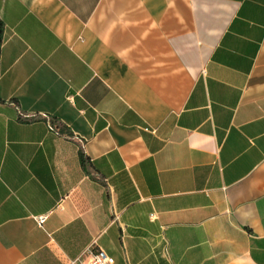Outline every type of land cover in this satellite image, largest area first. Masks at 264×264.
<instances>
[{
	"label": "crops",
	"instance_id": "1",
	"mask_svg": "<svg viewBox=\"0 0 264 264\" xmlns=\"http://www.w3.org/2000/svg\"><path fill=\"white\" fill-rule=\"evenodd\" d=\"M0 27V264H264V0H0Z\"/></svg>",
	"mask_w": 264,
	"mask_h": 264
},
{
	"label": "built area",
	"instance_id": "2",
	"mask_svg": "<svg viewBox=\"0 0 264 264\" xmlns=\"http://www.w3.org/2000/svg\"><path fill=\"white\" fill-rule=\"evenodd\" d=\"M45 217L37 218L36 222L40 226L44 223ZM79 264H114V259L106 254L102 249L89 248L85 254L78 259Z\"/></svg>",
	"mask_w": 264,
	"mask_h": 264
},
{
	"label": "water",
	"instance_id": "3",
	"mask_svg": "<svg viewBox=\"0 0 264 264\" xmlns=\"http://www.w3.org/2000/svg\"><path fill=\"white\" fill-rule=\"evenodd\" d=\"M0 35H1V27H0Z\"/></svg>",
	"mask_w": 264,
	"mask_h": 264
},
{
	"label": "trees",
	"instance_id": "4",
	"mask_svg": "<svg viewBox=\"0 0 264 264\" xmlns=\"http://www.w3.org/2000/svg\"><path fill=\"white\" fill-rule=\"evenodd\" d=\"M81 159H82V156H81Z\"/></svg>",
	"mask_w": 264,
	"mask_h": 264
}]
</instances>
